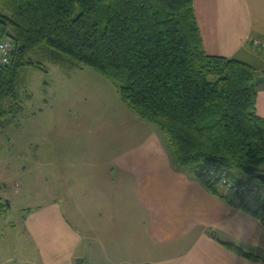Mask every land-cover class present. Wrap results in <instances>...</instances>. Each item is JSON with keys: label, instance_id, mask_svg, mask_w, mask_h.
I'll use <instances>...</instances> for the list:
<instances>
[{"label": "trees", "instance_id": "obj_1", "mask_svg": "<svg viewBox=\"0 0 264 264\" xmlns=\"http://www.w3.org/2000/svg\"><path fill=\"white\" fill-rule=\"evenodd\" d=\"M6 39L15 49L10 63L0 64V129L14 108L8 102L19 103L23 70L48 72L32 54L76 62L116 82L122 102L160 128L176 169L225 203L264 215V199L253 207L202 173L226 169L250 187L262 183L244 169L264 173V119L256 110L260 84L254 85L264 74L205 53L193 0H0V44ZM223 244L264 262L235 243Z\"/></svg>", "mask_w": 264, "mask_h": 264}, {"label": "crops", "instance_id": "obj_2", "mask_svg": "<svg viewBox=\"0 0 264 264\" xmlns=\"http://www.w3.org/2000/svg\"><path fill=\"white\" fill-rule=\"evenodd\" d=\"M193 6L207 55L243 61L264 74V50L248 42L264 39V0H193ZM256 110L264 119V84ZM127 117L123 143L115 145L124 137L117 134L105 149L95 136L89 149L110 160L88 158L93 161L80 165L86 175L65 179L63 203L54 200L55 207L28 219L31 252L38 245L43 264H264L223 244L264 258V215L225 203L176 169L161 132Z\"/></svg>", "mask_w": 264, "mask_h": 264}, {"label": "rangeland", "instance_id": "obj_3", "mask_svg": "<svg viewBox=\"0 0 264 264\" xmlns=\"http://www.w3.org/2000/svg\"><path fill=\"white\" fill-rule=\"evenodd\" d=\"M31 58L48 72L23 70L19 103L8 102L7 107L14 108L0 129V264H43L37 243L31 252L35 240L28 219L55 207L54 200L63 203L65 179L86 175L80 165L93 161L88 158L96 156L95 164L110 160L109 154L89 151L95 136L105 147L108 138L122 134L117 146L131 127L127 115L140 118L122 102L119 85L95 70L69 60L56 63L47 53ZM252 188L255 193L245 198L255 207L257 197L264 199V184Z\"/></svg>", "mask_w": 264, "mask_h": 264}, {"label": "built area", "instance_id": "obj_4", "mask_svg": "<svg viewBox=\"0 0 264 264\" xmlns=\"http://www.w3.org/2000/svg\"><path fill=\"white\" fill-rule=\"evenodd\" d=\"M248 42L251 46L264 50V39L258 37H249ZM15 45L10 39H6L0 44V64L6 65L10 63L11 55ZM202 173L210 180L217 184V186L224 192L231 193L236 196H247L255 193V189L250 187L246 180L240 181L236 179L228 170L220 169L214 170L210 168H203ZM264 206V205H263Z\"/></svg>", "mask_w": 264, "mask_h": 264}, {"label": "water", "instance_id": "obj_5", "mask_svg": "<svg viewBox=\"0 0 264 264\" xmlns=\"http://www.w3.org/2000/svg\"><path fill=\"white\" fill-rule=\"evenodd\" d=\"M260 83H264V76L258 77L254 83V85H258ZM245 173L249 176L254 175L258 180H260L262 183H264V173L256 172V168L252 166H247L244 169Z\"/></svg>", "mask_w": 264, "mask_h": 264}]
</instances>
